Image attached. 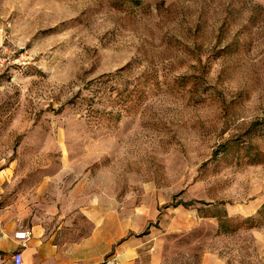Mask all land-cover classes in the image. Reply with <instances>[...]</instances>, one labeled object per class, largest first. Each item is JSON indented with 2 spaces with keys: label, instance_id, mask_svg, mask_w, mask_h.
Wrapping results in <instances>:
<instances>
[{
  "label": "rangeland",
  "instance_id": "374dc122",
  "mask_svg": "<svg viewBox=\"0 0 264 264\" xmlns=\"http://www.w3.org/2000/svg\"><path fill=\"white\" fill-rule=\"evenodd\" d=\"M0 52L9 200L146 264H264V0H0Z\"/></svg>",
  "mask_w": 264,
  "mask_h": 264
},
{
  "label": "crops",
  "instance_id": "0c3cea01",
  "mask_svg": "<svg viewBox=\"0 0 264 264\" xmlns=\"http://www.w3.org/2000/svg\"><path fill=\"white\" fill-rule=\"evenodd\" d=\"M7 174L0 167V264H15L17 251L23 252L24 264H146L135 245L125 241L117 246L115 228L93 224L83 210L63 218L57 206L48 208V201L36 196L32 205L21 208L6 195ZM22 229L31 231L27 240L16 238Z\"/></svg>",
  "mask_w": 264,
  "mask_h": 264
},
{
  "label": "built area",
  "instance_id": "2783aa9c",
  "mask_svg": "<svg viewBox=\"0 0 264 264\" xmlns=\"http://www.w3.org/2000/svg\"><path fill=\"white\" fill-rule=\"evenodd\" d=\"M5 59L0 52V72L3 70ZM31 231L28 229H22L16 232V238L27 240L30 237ZM15 264H24V254L22 251H17L14 255Z\"/></svg>",
  "mask_w": 264,
  "mask_h": 264
}]
</instances>
